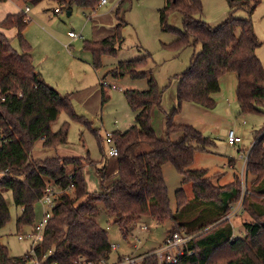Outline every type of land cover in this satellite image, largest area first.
Returning a JSON list of instances; mask_svg holds the SVG:
<instances>
[{"label":"trees","instance_id":"trees-1","mask_svg":"<svg viewBox=\"0 0 264 264\" xmlns=\"http://www.w3.org/2000/svg\"><path fill=\"white\" fill-rule=\"evenodd\" d=\"M44 1L56 2L69 11L78 6L92 12L102 2L23 0L31 5ZM228 2L229 17L216 26L199 18L203 13L201 0H167L160 12L162 28L177 35L170 44L173 50L201 45L189 67L175 76L176 106L166 114L165 138H160L152 126V110L161 108L163 101L153 70L147 67L152 56L121 61L108 72L114 78L148 79L149 88L124 92L136 113V124L125 132L112 133L119 152L117 178L101 193L87 188L85 170L94 164L89 155L34 158L33 151L40 140L46 149L68 143V122L59 131L52 130L60 113H66L72 121L89 129L91 124L76 113L70 94L63 95L37 71L32 47L24 35L30 23L27 14L22 11L7 15L0 29H16L22 51L16 50L12 40L0 30V230L11 221L7 192L13 194L16 207L22 211L17 220V229L21 232L34 227L35 206L51 187L61 193L55 199L44 239L36 247L40 259L47 255L43 264H77L81 257L95 262L110 260L113 250L108 231L96 219L99 202L115 218L125 238L130 227L143 217H152L161 223L171 221L175 226L170 234L182 233L186 228L192 238L187 243V253L177 264H264V127L257 132L248 151L247 174L252 178L243 198V210L251 221L244 223L243 236L235 237L231 222L225 218L241 197L239 178L216 186L208 170H191L197 151L209 152L214 141L192 125L175 122L185 103L215 109L214 95L221 90V78L229 73L237 76L236 99L241 113L264 114V66L256 53L261 43L251 20L233 16L239 8L251 14L259 0ZM123 5L124 0H120L112 36L84 43V49L92 54L96 71L103 68L104 57L117 56L125 40L122 28L127 23L122 15ZM173 12L182 15V30L169 26L168 18ZM105 79L101 83L102 105L110 99ZM91 129L100 139L98 130ZM179 133L183 138L173 141L172 137ZM166 164H172L184 177L183 182L193 186V199L187 197L183 188L176 192L178 214L171 209L163 171ZM121 260L120 256L116 261ZM0 264H28L27 253L13 257L0 241ZM143 264L160 262L157 256L151 255Z\"/></svg>","mask_w":264,"mask_h":264},{"label":"rangeland","instance_id":"rangeland-1","mask_svg":"<svg viewBox=\"0 0 264 264\" xmlns=\"http://www.w3.org/2000/svg\"><path fill=\"white\" fill-rule=\"evenodd\" d=\"M203 13L200 19L211 26H216L230 15L229 0H201ZM2 2V1H0ZM6 2V1H5ZM120 0H107L106 4H100L96 14L73 6L72 13L63 6L53 1H44L37 5L25 4L23 0H7L0 3L2 11H26L30 20L25 30V38L32 47L37 71L47 76L46 82L55 87L63 95L68 93L69 88L75 86L80 80L86 83L96 81L99 85L101 77L106 78V88L110 97L98 115L86 113L79 106H75L76 113L85 117L91 124V128L98 130L100 139L92 129L85 124L72 121L62 112L57 121L52 125V130L57 132L65 122L69 123L68 143L56 149H46L42 141H38L33 151L34 158L48 157H86L89 155L94 164L85 170L87 188L90 192L101 193L104 187L111 185L117 178V157L109 154L112 144L106 142V133L128 130L136 124V113L130 108L124 92L127 90L146 91L149 88L148 79L136 80L129 76L114 78L107 75L119 62L139 60L144 57L150 58L148 69L153 70V75L163 92L161 108H156L153 116V126L160 138L166 137V114H170L176 106V79L175 76L184 72L190 65L191 58L201 50V45L186 47L181 51L170 47L177 35L162 28L160 12L167 0H124L122 15L126 25L122 28L125 40L118 50L116 57L106 56L103 58V68L96 73L92 67V54L84 49L85 41H93L102 36V28L113 30L117 25L115 16L116 8ZM59 10V13L56 10ZM1 12V11H0ZM12 11H10L11 13ZM103 16V18H102ZM233 16L238 19L252 21L256 35L261 43L256 53L264 66V0L249 14L246 9L239 8ZM97 17L98 20H97ZM170 27L182 30V15L173 12L168 18ZM12 30V46L22 51L17 30ZM16 30V31H14ZM101 30V31H100ZM70 32L76 37H70ZM16 34V36H15ZM58 70L59 73L56 71ZM65 80V81H64ZM60 83V86L57 84ZM115 85V88L114 86ZM237 76L229 73L221 78V90L217 93L216 107L213 110L196 104H188L199 107V111H181L175 119L179 123L188 124L200 130L204 136L214 141L209 147V152L197 151L191 170H208L212 183L216 186H224L238 177L241 184V197L246 194L247 185L251 184V176H243L245 170V157L251 149L255 136L264 127V114H242L236 99ZM175 104V105H174ZM231 110L230 114L227 109ZM183 110V109H182ZM203 112L208 118L202 116ZM135 114V115H134ZM215 114L217 117H215ZM176 121V120H175ZM234 131L242 138V142L231 145L228 142V134ZM183 138L181 133L172 137L173 141ZM244 155V158L242 156ZM232 161V162H231ZM115 167L114 170L112 168ZM164 177L168 188L171 209L178 214L176 192L183 188L189 199L194 198L192 184H185L184 177L180 175L172 164L163 167ZM246 173V172H245ZM240 199L234 204L236 207ZM10 205L11 221L0 230V241L6 245L13 257L24 256L31 248L30 239L19 240L20 234L31 232L33 227L24 228L21 232L17 229L18 217L22 214L20 208L14 203L13 194L6 193ZM99 213L96 217L98 223L108 231L112 246H118L110 256V262H115L120 256H139L153 249L160 248L166 237L171 233L175 224L171 221L163 223L152 217H143L130 227L128 238H125L115 218L110 216L102 203L97 204ZM233 209V208H232ZM51 208L40 201L35 206L36 223L43 220L44 212ZM251 221L250 216L242 209L231 221L236 236L242 237L243 225ZM35 223V224H36ZM176 225H178L176 223ZM146 226L148 230L142 228ZM183 236L187 235V229H183Z\"/></svg>","mask_w":264,"mask_h":264},{"label":"built area","instance_id":"built-area-1","mask_svg":"<svg viewBox=\"0 0 264 264\" xmlns=\"http://www.w3.org/2000/svg\"><path fill=\"white\" fill-rule=\"evenodd\" d=\"M107 0H102L101 4H106ZM30 9L29 7L26 8L25 12H28ZM56 12L59 13V10L57 9ZM70 37H76L74 33H70ZM106 84V83H105ZM107 85V84H106ZM108 86V85H107ZM115 88V87H114ZM106 142L108 144H112L113 147H111L109 154L112 157H118L119 152L117 147L115 146L113 139H112V133L107 132L106 133ZM228 142L231 145H236L242 142V138L237 136L234 131H230L228 134ZM244 158V155L242 156ZM247 162H248V153L245 157V170L243 171L242 175L246 176L247 178ZM246 172V173H245ZM61 192L54 191L51 187H48L43 198H41L40 201L44 202L46 205H48L51 210H46L44 212L43 220L40 223H36L32 229L31 232H28L26 234H20L19 240H26L30 239L32 241L31 248L27 252V262L28 264H43L44 260L46 259L47 255H44L42 259H40L36 253V247L42 243L44 239V232L46 225L48 223V220L53 216V208L55 205V199ZM243 198L241 197V201L236 207H233L231 212L226 216L225 219H227L229 222L233 220L235 216L239 214V212L242 209L243 204ZM143 230L147 231L148 227L144 226L142 228ZM191 236L185 235L183 236L181 233H173L169 234L166 240L164 241L163 245L155 249L153 252H147L143 255L139 256H122L121 261H115L110 262V260H101L98 262L88 260L86 257H81L77 260V264H143V261L151 255H155L158 257L160 264H177L180 257L185 255L187 253V243L191 240ZM118 246H112V250H117ZM57 264V263H55Z\"/></svg>","mask_w":264,"mask_h":264},{"label":"crops","instance_id":"crops-1","mask_svg":"<svg viewBox=\"0 0 264 264\" xmlns=\"http://www.w3.org/2000/svg\"><path fill=\"white\" fill-rule=\"evenodd\" d=\"M7 2V1H6ZM6 2H0V3H6ZM107 3V2H106ZM0 23L7 17V15L9 14H16V13H19V12H22V11H15V10H10L12 11L10 13V11L6 12V11H2L1 8H0ZM97 11V10H96ZM96 11H94V13H91L92 14H96ZM30 12V10L28 11ZM70 14L72 13V10L69 11ZM27 15L28 13L25 12ZM99 17H97V20H98ZM103 18V16H102ZM1 30V29H0ZM102 36H99V37H96L95 40L93 41H101L107 37H110L112 36L114 33H115V28H113V30H106L105 28H102ZM100 30V31H101ZM9 39H12L11 36V32L12 30H1ZM16 31V30H14ZM14 33V32H12ZM72 33V32H70ZM10 35V36H9ZM16 36V34H15ZM34 58V57H33ZM34 65H35V59H34ZM36 67V65H35ZM93 67V65H92ZM37 68V67H36ZM94 69V67H93ZM95 70V69H94ZM58 73L59 71L56 70ZM96 71V70H95ZM96 73H98V71H96ZM43 75V74H42ZM45 78V77H44ZM46 80H47V76H46ZM102 80H103V77H101V82L99 81V85L97 84L96 81H93V82H89V83H86L85 80H80L79 83H77L75 86L69 88L68 90V93L67 94H70L71 96V100L73 102V104H75V106H79L81 109H83L86 113H93L94 115H98V112L100 110L103 109L104 105H102ZM65 81V80H64ZM106 82V79L104 80ZM60 81H59V84H57L58 86H60ZM115 87V85H113ZM176 86H177V82H176ZM175 97H176V91H175ZM216 97H217V94L214 95V98L216 100ZM190 103H185L184 106H183V111H189L191 110L192 112H195L197 113L199 111V107H196L194 105H188ZM175 105V104H174ZM227 109V113L230 114L231 110L229 108H225ZM155 110L156 108H153L152 110V126H153V116L155 115ZM181 112V113H182ZM199 112H202V111H199ZM135 115V114H134ZM215 117H217L215 114H213ZM204 117L208 118V116L205 115V112H203V115ZM83 117V116H82ZM136 117V116H135ZM176 123H179L177 121V118L175 119ZM188 123V125H192V123L190 122H186ZM179 124H183V123H179ZM132 127V126H131ZM154 127V126H153ZM155 129V128H154ZM126 130H123L121 132H125ZM156 131V130H155ZM157 133V131H156ZM117 163H118V159H117ZM115 167L112 168V170H114ZM235 180V179H234ZM232 183V182H231ZM87 184V182H86ZM230 184V183H229ZM226 185V184H225ZM89 190V189H88ZM243 234H244V231H243ZM242 234V235H243ZM234 236L235 237H238L236 236V233H234ZM168 237V236H167ZM166 237V238H167ZM166 240V239H165ZM154 250V249H153ZM149 252V251H148ZM147 253V252H146ZM145 254V253H144ZM122 257V256H121Z\"/></svg>","mask_w":264,"mask_h":264}]
</instances>
